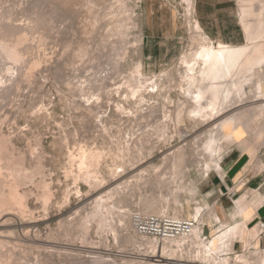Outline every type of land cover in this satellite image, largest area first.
<instances>
[{
    "label": "bare ground",
    "instance_id": "6f19581e",
    "mask_svg": "<svg viewBox=\"0 0 264 264\" xmlns=\"http://www.w3.org/2000/svg\"><path fill=\"white\" fill-rule=\"evenodd\" d=\"M97 1L87 0L88 10H91ZM128 1L109 0L103 13H98V10V14L90 13L88 16L87 27H91L92 30L101 19L108 22V31L103 41L106 43L105 46L109 47V51H106L109 55L106 53L105 56H109L110 67L117 75L123 74L121 63L127 55L126 46L129 42L127 37L130 30L133 27L139 28L134 35L135 46L139 47L146 42L141 23L134 19L133 10ZM69 2L70 0H39V3L35 4L30 11L28 19L31 24L27 28L24 27L25 24L23 26L5 20L0 14V111L4 107L2 101L12 100V97L18 95L20 87H29L37 72L52 69L53 74L58 78L57 75L63 63H71L75 59L81 60L89 54L85 43L78 41L79 39L75 41L66 34L69 39H61L60 44L63 45L64 53H69V55L55 62L41 54L37 56L35 53L36 57L31 55L37 50V45L33 50L34 45L32 44V47L30 42L26 43L28 37H25L23 31L28 29L33 31L34 28H40L43 25L47 26V37H49L53 25L56 24L54 23L56 18L63 17V14L67 12L64 7ZM180 3L186 17L187 30L192 35L188 52L182 53L179 57L178 68L181 70L174 74H170V69L152 73L151 59L150 61L144 60L145 58L140 56L122 76L123 83L127 86V95L125 94L121 99L123 102H114L113 110L109 108L108 114H104L102 112L104 110L100 109L102 93L109 95L106 91V80L103 77L93 75L81 82L78 81V84L75 82L71 85L70 92L77 97V100L71 103L66 100L64 107H74L84 114L81 127H85L86 131L100 126L101 132L98 136L101 142L92 148L80 147L77 153L75 152L76 154L67 152V163L70 166L76 165L78 172L73 181L75 183L74 193L81 192L78 186L80 181L86 184L90 190L87 194L88 200L92 198L91 209L84 215L76 212L73 218L67 220L61 213L58 216L60 231L57 233H52L49 229L48 219L43 218L39 221L36 218L34 212L36 203L31 202L32 200L37 201L44 215L48 213L53 193L42 173L44 164L42 165L41 159L45 154L35 151L29 143L27 145L25 143L27 146L25 149L18 148L15 141L23 131L19 133H14L15 130L9 133L2 131L4 122L2 115L4 114L0 113V264H54L55 257L58 258L59 264L62 262L64 264H84L81 259L82 252H89L90 250L87 249L98 246L97 243L106 246L107 236H111L117 242L121 239L123 243L119 244L121 247L130 245L134 252H144L145 261L120 259V264H175L172 260H177L178 264H183L178 262L183 260L196 263H198L197 260H209L214 264H229L233 242L243 239L246 240L247 245H251L248 240L257 237L258 227L249 229L233 224L227 226L216 224L211 228V236L207 241H203L202 230L206 222L205 218H210L211 222L217 220L214 210L209 209L204 199L195 200L194 204L190 205L189 201H182L181 196L184 194L192 198L197 197L196 180L206 177L211 171L223 177L224 170L221 162L232 146L245 144L248 136L253 137L257 143L262 139L264 0H237L239 24L244 31L245 38V43L241 45L213 42L192 16L194 0H180ZM43 5L49 6V9L44 10ZM9 15L11 16L12 12ZM60 19L62 20L59 18L57 23ZM87 27L80 28L86 31ZM60 38L62 37L60 36L59 39L56 37V42ZM43 39L41 35L40 40L43 41ZM74 43L76 47L70 53L69 50ZM38 51L41 53L40 50ZM106 58L108 59L105 57V60ZM176 81H178L177 84ZM175 84L179 91L176 101L171 100L167 93V90ZM147 87L152 90L147 91L146 94L162 102L163 120L151 129L159 138L158 141H166L169 138L168 125L171 124L174 135L183 141L173 146L174 149L170 152L165 153L164 151L162 164L154 170L151 168L156 166L150 162L153 146L146 138L148 131L134 135L135 132L130 130L128 123L125 127L120 126L125 115L129 117L134 113V116L141 121V118L145 117V111L132 112L134 107L130 106V102L131 100L138 101L139 104L144 102L146 96L140 91ZM120 88H116V92ZM35 102L42 104L41 99ZM139 104L135 107L136 109L139 108ZM170 106H172L171 110L168 109ZM41 114L38 110L35 117ZM104 119L109 121L110 127H105ZM186 121L203 125V131L194 136V148L192 149L187 147L184 141L187 135ZM77 130L79 129L75 130L76 133ZM170 137L172 139L173 135ZM35 145H40V137H36ZM190 155L192 161L189 160ZM107 157L114 159V164H104L110 175V181L106 180L100 170L102 161ZM126 169H131L133 172L139 171L133 175L135 178L133 185L131 183L126 185L124 180L121 181ZM190 170L196 174L195 178L192 177ZM131 186L137 190L146 189L144 193L139 192L138 200L134 203L135 211L145 215L174 218H181L184 213V216L195 222L191 234L165 240L161 244H155L151 239L138 234L131 223V215L134 212L129 199L132 195ZM163 189L169 192V199L165 198L167 195L162 194ZM68 196L69 191L67 190L65 200ZM118 203H125V205L119 206ZM170 208L173 210L172 214L169 212ZM113 213L114 218L109 219ZM41 223L46 225V238L44 239L39 229ZM91 228L95 229L98 234V242L90 238ZM73 230L78 232L77 237L75 239L66 237L67 233ZM196 240H202V244L197 252L191 253V259H174L179 251L185 250L188 253L192 243ZM52 241L55 243H51ZM193 248L196 247L193 246ZM31 249L37 250L34 256L25 253ZM22 252L24 254H20ZM61 255H67L68 259L64 257L60 261ZM90 255L88 254L93 259L88 264L103 263L104 257L102 259L100 254ZM113 260L111 264L115 263ZM234 261L243 262V264L250 263L246 254L235 255ZM257 264H264V249L257 257Z\"/></svg>",
    "mask_w": 264,
    "mask_h": 264
},
{
    "label": "rangeland",
    "instance_id": "374dc122",
    "mask_svg": "<svg viewBox=\"0 0 264 264\" xmlns=\"http://www.w3.org/2000/svg\"><path fill=\"white\" fill-rule=\"evenodd\" d=\"M108 1L109 0H98L96 4L93 6V8H91V10H88L87 0H70L69 2L70 4L68 3L67 5L68 7L67 6L64 7V9L66 8L65 11L67 12L63 14V17H59V18H62V20L60 19V22L57 23V21H59L58 20L59 18H56V21L54 22L56 24L53 23L54 27L51 30L52 31L50 34V36L52 35L51 37L50 36L47 37L48 29L46 25H43L40 28H34L33 31L31 29H28L27 31L26 30L23 31V34H25V37L26 38L28 37V39H26L27 40L26 43L29 44L30 42L31 45L33 44L34 45V47L32 45L33 50H35L37 47V50H35L36 52L34 51V53L31 54L33 56L35 55V57H36L35 53H37V56L38 54H41V56H45V57L47 56L46 58L50 59L51 61L54 60L53 62L57 61V59L59 60L60 58L61 59H63L64 57L67 58V55H69V53L67 54L64 53L63 45L60 44V42H62V40L64 39H69L68 38L69 36H71V38L74 39L75 41L79 39L78 41H82L83 43H85L86 47L88 48L89 54L86 57L82 58L81 60L75 59L74 62L66 63V64L63 63L61 65L62 67L60 66V72L58 73L59 75H57L58 78L53 74L52 69L47 70L45 72L44 71L43 72L39 71L40 73L37 72L36 75H34L35 79L34 78L32 79L33 81L29 86L30 88L26 86H22L17 92L18 95L12 97V100L7 99L8 102L7 100L2 101L5 107V108L3 107L2 110L0 111V113L4 114L2 115V120L4 121L2 123V128H3L2 131H4L5 133H9L15 130L14 133H17V132L19 133L22 130L23 132L18 136V138L15 141L16 146L18 148L25 149V147H27L26 146L27 143H29L32 147H34L33 149H35V151H40L45 154V155L43 154L44 156L41 159L42 165L44 164L42 168V171H43L42 173L44 174L43 176L46 179V181L49 183L50 190L53 193L52 202L50 204L48 213L46 215H44V212L42 211V208L40 207L37 201L32 200L31 202L34 204L36 203V204L35 205L31 204V205L32 206L34 205L35 216L37 219H39V221H42L43 218L48 219L49 221L48 227L52 233H57L60 231L59 223H58V220H59L58 216L61 213L63 214V218L67 220V219L73 218L76 212H80L81 215H84L86 212H88L91 209L90 202L92 198H89L88 200L87 194L89 193L90 190L86 184L80 181L78 186H80L81 192L78 194L74 193L75 183L73 181H74V177L77 175L76 174L77 167L76 165L70 166L67 163L68 162L67 157H66L67 152H72L76 154L80 147L85 146L87 148H90V147L92 148L94 146H98L99 143L101 142L98 136L99 132H101L100 126L96 128L95 127L92 128L93 131L92 130L86 131L85 127L84 128L81 127L82 122H83L82 118L84 114L76 110L74 107H64V102L66 100L68 101V103H71L73 100H77V97L74 96L70 92L71 85H74L75 82H76L75 84H78L79 82L85 79H88L92 77L93 75H100L101 77H103V79L106 80V85H107L106 91L108 92L109 95L107 96V93H102L100 109L101 111L104 110L102 111L104 112V114L105 113L108 114L110 109L113 110V105L115 104L114 102L116 101L123 102L121 99L123 98L125 94L127 95L126 93L127 86L123 83L122 76L128 72V70L130 69V65L133 62H135L136 59L140 58V56L144 57L145 59L144 58L143 59L146 60L145 46L147 44V39L143 45L139 47L135 46L134 35L138 32L139 28L137 29L133 27L130 30L129 36L127 37V41H129L126 46L127 48L126 56L127 57L125 56L123 62L121 63V65L123 66L122 68L123 74L117 75L113 73L110 67V64H109L110 62L108 61L109 56H105V54L107 53L106 51H109L108 50L109 47L105 46L106 43L105 41H103L108 31L107 20L101 19L94 30H92L91 27H87V23L89 20L88 16L90 15V13H94V14L103 13L105 11V5L107 4ZM37 3H39V0H0V14H2L1 17H3L5 20L12 21L15 24H18V23L21 25L25 24V26L24 25L23 26L27 28V26H30L31 24L28 19V16L30 14V11L34 7V5ZM228 3L230 5L229 9H230L231 31L232 32L234 31L236 33L241 32L237 24L238 19L236 18L237 13H238L236 1L229 0ZM128 4L130 8L133 10L132 15L134 19H137L138 23H141V27L143 26V11H152L153 13H152L151 19L147 21L151 23L154 27L158 28L159 35L161 34L168 35L169 32L171 34L172 28H176L177 30V33L174 34V36L167 37L168 38L167 41L170 43L169 45L172 48V44L175 45L176 39L179 38L181 47L179 48L177 53H175L172 48L170 50L168 60H166V62L164 61V58H163L162 48L160 49V47H158L159 51L156 52L155 54V56H158L157 66L154 64L155 60L152 61V58H150L151 59V72L158 73L159 71L163 69L165 70L170 69V74L171 73L174 74L178 70H181L180 68H178L179 57L182 53L188 52L191 46V36L192 35L189 34L187 30L186 17L184 14L183 6L180 3V0H138V1L129 0ZM72 5H74L75 7ZM47 8L49 9V6H44L43 9L48 10ZM71 9L72 11H70ZM10 12H12L11 16L9 15ZM80 27L82 28L87 27L86 29L87 32L84 29L82 30V28ZM62 29L63 31H61ZM57 31H60V32H57ZM61 32H63L64 34L62 33V35H58ZM85 32L86 34H82ZM90 32L92 33L90 34ZM65 34L68 35V37ZM73 34H76V35H73ZM41 35H43L45 40L44 39L43 41L40 40ZM55 36L58 39L60 36L62 38H60V40L59 41L57 40L56 42ZM241 39H242V34L241 35L234 34L231 41L234 40L236 42V41H240ZM75 47H76V44L74 43V45H72L71 47V50H69L70 53L72 52L73 49H75ZM38 50H40L41 53ZM108 53L106 55H109ZM104 56L108 57V59L106 58L105 60ZM28 57H32V56H28ZM41 65H43V63H41ZM177 82L178 81H176V84ZM176 84L172 86L170 90H167L169 98L174 101H176L179 97V91L177 90ZM118 87H121V88L119 89L118 92H116V88ZM149 90H152V89L147 87L146 89H141L140 91L141 93H144L146 96L145 97L146 100L144 102L140 104L138 103V101H134V100H131L130 102V106L134 107L132 112L140 113L141 111H145L144 113L145 117L141 118L142 121L140 119H137V116H134V113H133L132 115H129V117L125 115L126 117L124 116L122 118V124H120V126L122 127L123 125V127H125V124L128 123V127H130V130L132 132H135L134 135H136L138 132L148 131V135L146 136V138L147 140H149L148 142L151 144V146H153V155L151 158L152 160L150 162L156 166L155 168H151V170H154L162 164L161 159L163 156V152L164 151L165 153L170 152L172 149H174L173 146L180 144L183 141H180V138L177 135H174L173 130H172L173 128L172 124L168 125L169 138L166 141H161V142L158 141L159 138H157L154 131H152L151 129L157 123L163 120L162 102L160 99L157 100L155 97H149L146 94L147 91ZM40 99L42 100V104L41 102L40 103L35 102V101H40ZM32 104L34 106H32ZM36 104H40V105L38 106ZM137 104H139L138 109L135 108ZM168 109L171 110L172 106L168 107ZM38 110L42 114L39 117H35V114L38 112ZM6 113H7V116H6ZM28 116H29V119H28ZM35 120L37 122H34ZM103 122L106 124L105 127H110V124H108L109 121L107 119H104ZM185 124L187 127L186 129L187 135L184 141L187 143V147L192 149L194 148V142H193L194 136L200 134V132L203 131V125L200 123L191 122V121H186ZM253 127H255V125H253ZM77 128L79 130H77V133H76L75 130ZM171 134L174 137V138L172 137V139L170 137L172 136ZM36 137L37 138L40 137L39 146L35 145ZM233 148L237 150L235 152H238L239 149L235 145L232 146V149ZM233 156H236V155H233ZM191 157L192 156L190 155L189 160L192 161ZM224 162H226V160L223 159L221 162V165ZM105 163L114 164V159L112 157H107L106 159L102 161L101 168H100L101 173L105 176L106 180L110 181V175L109 173H107L106 168L104 166ZM130 170L131 169H126L124 171L125 175L121 178V181L124 180L126 185H128L129 183L133 185V182L135 180L133 175L139 172V171L133 172V170H131L132 171L131 172ZM191 175L194 178L196 176L194 171H191ZM219 180L220 179L217 177V174L211 171L210 173H208L206 177H203L200 180H196L197 190H198L197 197L192 198V197L182 194L181 200L184 202L189 201V204L193 205L195 200L202 201L203 197H206V195H208L206 198V204L208 207H213L212 204L214 202V199L221 192H225L222 189V187L219 185L220 183ZM213 188L216 189L217 194L212 197V195H210V193L208 192L211 191ZM67 190L69 191V196H68V199L65 200V192ZM145 191L146 189L137 190L135 187L134 188L132 187V195L129 196V199L131 202L130 204L132 206L131 209L133 211H135L134 203L138 200L139 192L144 193ZM162 194L167 195L165 198L167 199L170 198L168 196L169 192L167 191V189H163ZM236 198H234V200ZM117 205L122 206V205H125V203H118ZM185 210L186 208L184 209V211ZM172 211H173L172 208H170L169 212L171 214H172ZM205 215H207V213ZM114 216H115L114 213L111 214L109 216V219H113ZM182 217L189 218L187 216H184V213ZM45 227L46 225L42 223L39 226V229L41 230V233L43 234L42 239L46 238ZM207 228L208 227H206L205 225L203 226L202 237L208 235L206 231ZM77 235H78V232L73 230L71 232H68L66 237L70 239H75ZM90 238L96 242H98L99 240L98 234L95 232V229L93 228L90 229ZM51 243H55V242L52 241ZM106 244L107 245L104 246L103 244L97 243L98 246H95L94 248H91V249L89 248L87 249L90 251L91 250L94 251V253H92V251L91 252L86 251V253L82 252L83 253L81 254L83 255L81 257L82 262L84 264H88L93 259V257H89L88 254L89 255L90 254L92 255L100 254L102 259L104 257L102 264H105V263L111 264L110 262L113 260L112 258H115L113 260L115 262L114 264H117V263L120 264V261H121L120 259H134L136 261H145L144 260L145 255L143 251L134 252L133 250H131L132 246L130 245H124L121 247V245H119V244H123L121 243V239L118 240L117 242L113 240L111 236H107ZM108 244L110 245V247ZM201 244H202V241L196 240L193 242V245H197V248H195V252L199 250ZM182 251H179L178 256L175 257L174 259H185V258L191 259L192 254H188L190 251L188 253L185 250H182ZM36 252H37L36 249H31L30 251L25 252V253L27 254L29 253L30 256H34ZM236 253H239V252H236ZM20 254H24V253L22 252ZM260 254L261 252L259 253V255L255 256L253 253H247V256L249 255L250 257H253L255 264H257V257L260 256ZM235 255L237 254L233 253L232 251L230 252L229 256L231 257V260L229 264H237V263L243 264V262L234 261ZM64 257L65 259H68L67 255H61L60 261L63 260L62 258ZM192 259L197 260L193 257ZM247 259L250 260L249 264H253L252 259H249V258ZM197 262L199 264H207V263L214 264L212 261H209V260H205V261L197 260ZM54 264H59V260L58 258L56 259V257L54 259ZM60 264H64V263L62 262Z\"/></svg>",
    "mask_w": 264,
    "mask_h": 264
},
{
    "label": "crops",
    "instance_id": "0c3cea01",
    "mask_svg": "<svg viewBox=\"0 0 264 264\" xmlns=\"http://www.w3.org/2000/svg\"><path fill=\"white\" fill-rule=\"evenodd\" d=\"M229 0H194L193 17L199 22L203 31L213 41H220L222 43H229L232 45H241L245 43L244 31L239 24V16L237 13V24L241 32L231 31L230 22V5ZM236 5H237V0ZM238 8V6H237ZM238 11V10H237ZM152 11H143V26L142 32L147 39L145 46V56L148 61L152 58L153 63L157 66L158 56H155L158 52V47L163 50L164 61L168 60L170 50L173 48L177 53L181 47L179 38L176 39V44H172L167 41L168 36H174L177 33L176 28H172V33L168 35H159L158 28L154 27L148 21L151 19ZM148 20V21H147ZM241 35L240 41H231L233 35ZM160 40V41H158ZM157 59V60H156ZM263 133L260 142H256L253 137L248 136V140L245 144L231 148L230 152L224 157L222 168L224 175L221 177L217 174L219 185L225 192H221L214 199L213 209L216 222H211V219L205 218V226L207 236L203 241H207V238L211 236V228L216 224L245 226L249 229L258 227L259 223L264 224V118L262 122ZM246 137V135L244 136ZM236 155V156H233ZM212 197L217 194L216 189L213 188L209 191ZM237 197V198H236ZM206 197L203 199L206 201ZM234 198H236L234 200ZM198 240V241H202ZM251 245L247 247L246 240L237 239L232 244L231 251L235 254H246V257L252 259L253 264L255 261L253 257L247 256V253H253L255 256L264 249V237L257 235L255 239L248 240ZM195 246L191 245L189 254L195 252ZM239 252V253H236Z\"/></svg>",
    "mask_w": 264,
    "mask_h": 264
},
{
    "label": "built area",
    "instance_id": "2783aa9c",
    "mask_svg": "<svg viewBox=\"0 0 264 264\" xmlns=\"http://www.w3.org/2000/svg\"><path fill=\"white\" fill-rule=\"evenodd\" d=\"M131 223L133 229L145 236L155 244H161L165 240L180 238L191 234L195 222L188 218H174V217H160L156 215H145L140 212L134 211L131 215ZM259 234L264 237V224L259 223ZM203 240L205 236L202 237ZM188 249V248H187ZM177 263V260H172ZM183 264H198L188 260L178 261ZM172 263V262H171ZM173 264V263H172Z\"/></svg>",
    "mask_w": 264,
    "mask_h": 264
}]
</instances>
